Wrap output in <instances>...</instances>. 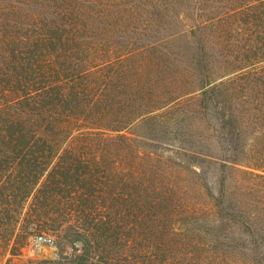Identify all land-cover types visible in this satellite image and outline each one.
Wrapping results in <instances>:
<instances>
[{"label": "trees", "instance_id": "16d2710c", "mask_svg": "<svg viewBox=\"0 0 264 264\" xmlns=\"http://www.w3.org/2000/svg\"><path fill=\"white\" fill-rule=\"evenodd\" d=\"M0 261L264 264V0H0Z\"/></svg>", "mask_w": 264, "mask_h": 264}, {"label": "rangeland", "instance_id": "374dc122", "mask_svg": "<svg viewBox=\"0 0 264 264\" xmlns=\"http://www.w3.org/2000/svg\"><path fill=\"white\" fill-rule=\"evenodd\" d=\"M164 149V145H163ZM38 236H31L29 238V244L26 248L23 249L22 255L19 258H16L15 260L18 262H24L29 259L37 260V259H55L61 254L65 255H72L73 253H77V250L81 248V243H76L75 248L69 243H60L59 241L53 237V236H47L43 234V236H39L40 234H37ZM39 237H44L46 239H49L47 242L38 241ZM40 243L42 245V251L39 252L35 251L34 246ZM51 251V252H50ZM9 257V256H8ZM0 264L2 262L0 261Z\"/></svg>", "mask_w": 264, "mask_h": 264}, {"label": "bare ground", "instance_id": "6f19581e", "mask_svg": "<svg viewBox=\"0 0 264 264\" xmlns=\"http://www.w3.org/2000/svg\"><path fill=\"white\" fill-rule=\"evenodd\" d=\"M35 251L39 252L40 250L42 251V245L40 243H37L35 246ZM51 252V251H50Z\"/></svg>", "mask_w": 264, "mask_h": 264}, {"label": "built area", "instance_id": "2783aa9c", "mask_svg": "<svg viewBox=\"0 0 264 264\" xmlns=\"http://www.w3.org/2000/svg\"><path fill=\"white\" fill-rule=\"evenodd\" d=\"M38 241H39V242H40V241L47 242V241H49V239H46V238H44V237H39V238H38Z\"/></svg>", "mask_w": 264, "mask_h": 264}]
</instances>
